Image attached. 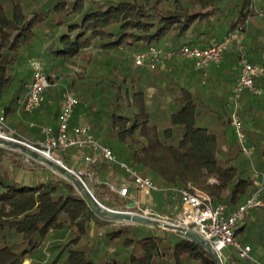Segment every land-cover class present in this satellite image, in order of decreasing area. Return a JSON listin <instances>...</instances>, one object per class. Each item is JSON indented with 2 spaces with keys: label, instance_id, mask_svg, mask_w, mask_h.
<instances>
[{
  "label": "trees",
  "instance_id": "trees-1",
  "mask_svg": "<svg viewBox=\"0 0 264 264\" xmlns=\"http://www.w3.org/2000/svg\"><path fill=\"white\" fill-rule=\"evenodd\" d=\"M227 3L0 0V115L8 120L15 139L31 144L42 138L39 125L56 127L64 86L50 87L40 106L15 116L31 78L30 62L39 59L50 83H63L77 97L74 114L85 113L92 135L119 160L160 187L201 188L214 203H224L228 214L261 187L253 177L254 172L260 178L264 175V130L255 129L259 121L238 106L245 142L255 156L253 164L232 130V107L221 121L204 123V102L194 91L179 86L178 93H169L167 80L174 78L170 72L134 62L135 54L151 45L208 46L237 26L243 30L246 18L255 14L253 1ZM258 4L264 6V0ZM244 46L252 53L250 62L264 65V56L255 53L252 42L244 41ZM189 61L169 63L180 67ZM205 68L190 66L195 71ZM256 84L264 88V75ZM243 92L256 97L249 90ZM162 94L168 97V115L167 124L159 127ZM73 152L83 155L74 147L63 152L68 167L75 165ZM19 155L0 146V264L25 260L28 264H216L203 246L178 231L137 223L102 225L110 219L96 213L90 197L71 181L53 171L41 178H18L13 168H24ZM32 170L33 166V174ZM119 176L130 179L118 165L109 168L102 159L80 174L91 182L96 200L114 208L115 203L129 206L141 190L122 183L127 185L128 199L121 201L118 196L125 195L108 185L118 182ZM150 192L158 196L157 210L164 212L166 202L172 212L179 208L169 191ZM260 197L264 201V186ZM243 220L235 236L251 229L250 237L244 238L253 243L243 242L251 247L250 258L232 250L226 264H258L251 253L259 249L263 253L258 261L264 264V204L248 209Z\"/></svg>",
  "mask_w": 264,
  "mask_h": 264
},
{
  "label": "built area",
  "instance_id": "built-area-1",
  "mask_svg": "<svg viewBox=\"0 0 264 264\" xmlns=\"http://www.w3.org/2000/svg\"><path fill=\"white\" fill-rule=\"evenodd\" d=\"M250 7L252 6L250 5ZM255 14L264 19V10L256 11ZM244 31L245 28L242 30L240 26H237L230 30L222 39L208 46L181 44L179 46L164 47L151 45L147 49L136 53L134 62L140 67L151 70L157 67H164L173 59L184 58L191 59L195 69H201L210 65L218 66L222 61L225 51ZM236 52L239 73L233 87L230 124L240 143L241 150L246 156L250 157L253 149L245 142L243 124L238 115V105L241 94L245 90L264 97V88L256 84V79L264 75V65L250 62L241 44L237 45ZM30 66L32 68L31 78L27 91L18 106L19 112H30L40 106L44 98V92L51 85L48 76L42 70L39 59H32ZM77 105V97L65 87L61 108L57 116L56 127L39 125L42 138H39L33 144L29 145L56 160L58 158L55 155L73 147L78 148L83 151L81 158L87 163H94L98 159H102L110 165H118L128 173L132 185L141 190L169 191L171 199H177L179 204L177 213L171 217L163 216L148 207L138 210H118L105 207L104 205L102 206L116 212L139 215L151 220H158L170 225L184 227L198 234L211 245L217 255L218 264H226L228 257L223 254V248L225 247L235 250L241 258H250L251 247L247 244H241L237 240L235 233L246 211L264 204L263 199L260 197L261 187L248 197L245 202L241 203L228 214H225L226 205L224 203H214L210 195L201 188L195 186L180 189L176 187H160L149 177L138 173L130 164L119 160L108 146L100 143L92 135L90 124L85 123L71 127L70 120ZM30 124L32 125V123ZM13 134L14 131L8 126L5 116L0 115V137L17 140ZM118 192L121 195H126L128 192L127 185L122 184ZM112 220H119L121 222L123 219ZM123 221L128 222L126 220Z\"/></svg>",
  "mask_w": 264,
  "mask_h": 264
},
{
  "label": "crops",
  "instance_id": "crops-1",
  "mask_svg": "<svg viewBox=\"0 0 264 264\" xmlns=\"http://www.w3.org/2000/svg\"><path fill=\"white\" fill-rule=\"evenodd\" d=\"M225 0H222L224 2ZM228 1L229 6V0ZM252 9L256 11L264 10V6H260L258 2L262 0H252ZM247 23L245 31L240 35L233 44L227 49L228 51L222 58V61L218 66L210 65L203 69L202 71H195L190 69L192 66L191 61L188 64L180 67H174L170 65L169 69L165 68L167 72H172L175 78V86L178 93L179 86H185L190 88L196 93L198 99L203 100V112L201 115V120L204 123H217L221 121L222 115H229L230 109L232 107V90L236 83V79L239 73V67L237 64V45L241 44L246 57L250 59L252 53H248L244 46L245 42H252L254 44L255 53L260 56H264V19L260 18L256 14L249 15L247 17ZM163 68V67H161ZM151 93H153V88H150ZM162 103L159 107L162 108L163 113L157 118V120H166L168 113L165 110V105L168 97L165 94L160 96ZM239 108L245 109L250 113V118L255 116L254 122L259 121V125L255 127L256 131L261 132L264 130V97L262 95H257L256 97H251L249 93H242L239 100ZM18 110L15 116L20 115ZM85 113H73L70 120L72 126L79 125L83 120ZM156 120V121H157ZM89 124V123H88ZM12 129V128H11ZM142 193H149L148 204L154 209L157 205V195H153L152 192L146 190H140ZM141 198H133L132 202L139 204ZM146 203V201L144 202ZM146 204V205H148ZM167 203L163 204L165 207ZM154 210V211H156ZM172 216L177 213V210L170 212ZM28 264L29 260H25L22 264Z\"/></svg>",
  "mask_w": 264,
  "mask_h": 264
},
{
  "label": "rangeland",
  "instance_id": "rangeland-1",
  "mask_svg": "<svg viewBox=\"0 0 264 264\" xmlns=\"http://www.w3.org/2000/svg\"><path fill=\"white\" fill-rule=\"evenodd\" d=\"M170 65H172V63H167L163 68H168L169 69V67H170ZM171 73V75L172 76H174L173 74H172V72H170ZM170 84V87H169V93H170V91H172V92H176V90H177V87L174 85L175 84V78H173V81H171V78H170V80H167V84ZM59 86H61V87H63L64 89H65V85L63 84V83H61V82H56V83H51V85L47 88V89H49L50 87H59ZM69 89V88H68ZM70 90V89H69ZM63 93H64V91H63ZM62 97H63V95H62ZM61 101H62V98H61ZM83 120H81V122L83 121V122H85V123H89L88 122V119H87V117H86V115L82 118ZM157 122V124H158V126L159 127H164L166 124H167V121L165 120H157L156 121ZM7 123H8V120H7ZM85 123H80V124H85ZM79 124V125H80ZM41 125H48V124H41ZM40 125V126H41ZM22 142H25V141H22ZM25 143H27V144H31L30 143V141H26ZM12 150V149H11ZM12 151H15V152H17V153H20L21 155H19V157H18V160L19 161H21L22 162V164L24 165V168H20V167H17V168H13L14 170H15V172H16V174H17V177L18 178H30L31 176H35V175H37L39 178H41V177H45V176H48V175H50V173H51V169H49L48 167L47 168H40L36 163H32V160L33 159H31L30 157H28V156H26L25 154H22L21 152H19V151H16V150H12ZM65 153V152H64ZM57 158H58V160H60V162H62V164L63 165H65V166H67V163H66V161H65V159H64V154H63V152L62 153H59V154H57V155H55ZM72 159H73V164H75L73 167H70L69 166V168L71 169V170H73V172L77 175V177H79L80 178V174L81 173H84L85 171H87V169L89 168V166H90V163H87V162H85L82 158H80V156H79V154H77V153H75V152H73V154H72ZM251 162L254 164V161H255V156H254V153H252V156H251ZM104 161V160H103ZM37 162V161H36ZM38 163V162H37ZM106 163V162H105ZM107 165H108V167L109 168H111L112 167V165H110V164H108V163H106ZM34 167V170H32V171H35L33 174L30 172V168L31 167ZM46 167V166H45ZM68 167V166H67ZM55 173V172H54ZM57 174V173H56ZM59 175V174H58ZM61 176V175H60ZM260 176V174H258V172H254L253 173V177L255 178V181H256V185L258 186V187H262V186H264V175H263V177H259ZM150 178V177H149ZM151 179V178H150ZM80 180H81V182L89 189V191L91 192V194H92V196H93V198L96 200V197L94 196V194H93V192H92V186H91V182L89 181V179H85V181L84 180H82L81 178H80ZM152 181H154L153 179H151ZM122 183H124V184H127V185H129L131 182H130V179H127L126 180V178H124V177H122V176H119L118 177V182H113V183H111V182H109L108 183V185L111 187V189H113V191H115L117 194H118V189L121 187V185H122ZM260 184H262V185H260ZM158 185V184H157ZM76 186V185H75ZM76 188L79 190V187L78 186H76ZM139 194H140V196H139V198H141V200H140V202H139V204H135V206H122V205H119L118 206V204L117 203H115V208L116 209H118V210H127V209H136V210H138V209H141V208H144V207H148V208H150V209H152V210H156V209H154L151 205H149L148 204V201H149V199H150V197H149V193H142V191H140L139 192ZM126 195H128V194H126ZM126 195L125 196H118V199H120L121 201H123L124 199H128L127 197H126ZM90 200L92 201V205H93V207L95 208V206H97V203L92 199V198H90ZM97 201V200H96ZM146 201V203H144ZM177 201V200H176ZM176 201L174 202V203H176ZM167 203V202H166ZM146 204H148V205H146ZM105 206V205H104ZM105 207H108V208H111V209H115L113 206H105ZM164 209H163V211L164 212H161L160 210H156V212H158V213H160L161 215H163V216H167V217H171L172 215H171V213H170V211L172 210V209H170V203H167V205L165 206V207H163ZM178 209L179 208H177V211H178ZM107 219H110V220H103L102 222H101V224L102 225H105V224H114V225H120V224H133L132 222H125V221H123V220H121V222L119 221V220H112L111 218H107ZM243 221L244 220H242L241 222H240V225H242L243 224ZM104 223V224H103ZM240 227V226H239ZM238 227V228H239ZM244 233L241 235H238V238H237V236H236V238H237V240L241 243V244H243V242H247V243H250V244H252L253 242H252V239H250V238H247V239H249V240H246V238H244L245 237V234L247 235V234H249V237H250V232H251V229H248L247 227H246V229H244V231H243ZM251 240V241H250ZM248 245V244H247ZM231 252H232V250L229 248V247H225V248H223V254H225L227 257H229L230 256V254H231ZM261 253H263V251H262V249H259L258 251H253L252 253H251V256H252V259L251 260H253L254 262H256V263H258V264H260V261H258V259H260V254ZM26 264V263H25Z\"/></svg>",
  "mask_w": 264,
  "mask_h": 264
},
{
  "label": "water",
  "instance_id": "water-1",
  "mask_svg": "<svg viewBox=\"0 0 264 264\" xmlns=\"http://www.w3.org/2000/svg\"><path fill=\"white\" fill-rule=\"evenodd\" d=\"M0 146L19 151L22 154H25L26 156L30 157L34 161H37L38 163L45 165L46 167L51 169L53 172L61 175L63 178L71 181L74 185L79 187V191L84 193L86 196L92 198L97 203V206H95L94 210L100 216L111 218V219H123L128 222L140 223V224L150 225L154 227H161L167 230L178 231L182 233L183 235L187 236L188 238L194 240L201 246H203L213 257L215 263L218 264V258H217L215 251L212 249L211 245L207 241H205L203 238H201L198 234L193 233L192 231L184 227L170 225L167 223L160 222L158 220H151L149 218L142 217L139 215H130L127 213L116 212L113 210L106 209L98 201H96L93 198L89 189L81 182L80 178L77 177V175L73 172V170L63 165L62 162L45 155L44 153L36 150L29 144L22 142V141L5 139V138L0 137ZM129 206H135V203L131 202Z\"/></svg>",
  "mask_w": 264,
  "mask_h": 264
}]
</instances>
